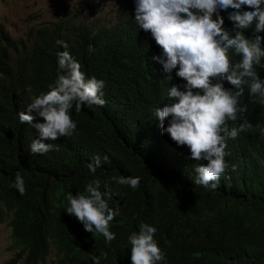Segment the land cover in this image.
Segmentation results:
<instances>
[{
	"label": "trees",
	"instance_id": "1",
	"mask_svg": "<svg viewBox=\"0 0 264 264\" xmlns=\"http://www.w3.org/2000/svg\"><path fill=\"white\" fill-rule=\"evenodd\" d=\"M121 2L112 25L89 26L66 16L32 27L26 39L0 30V222L10 219L14 252L7 264H48L52 254L57 264H95L93 255L100 264H131L128 238L140 224L157 229L154 239L165 257L158 264H264V100L244 86L239 99L247 111L228 126H247L226 140L229 168L215 190L196 185L195 166L207 161L189 159L188 146L162 133L155 116V109L168 103L167 90H184L187 82L176 76L178 68L168 81L169 74L153 60L163 49L135 22L137 0ZM252 10L243 6L219 14L231 30L229 15ZM257 23L244 34L251 38ZM57 41L68 44L87 77L105 82L107 103L84 106L79 113L73 105L76 130L50 141L54 151L34 154L30 144L39 133L21 124L18 114L27 113L32 99L63 74L57 54L65 49ZM256 70L264 80V68ZM224 86L232 88L227 81ZM42 122L38 116L34 121ZM96 156L102 166L92 174L87 164ZM17 172L24 195L14 186ZM121 175L140 177V185L133 189L111 179ZM96 179L101 191L110 185L109 207L119 211L109 224L116 237L110 243L66 211L68 194H87Z\"/></svg>",
	"mask_w": 264,
	"mask_h": 264
},
{
	"label": "clouds",
	"instance_id": "2",
	"mask_svg": "<svg viewBox=\"0 0 264 264\" xmlns=\"http://www.w3.org/2000/svg\"><path fill=\"white\" fill-rule=\"evenodd\" d=\"M243 6L253 10L242 15H229L233 27L226 29L224 17L219 12L229 8L239 11ZM254 20L258 21L255 34L249 38L244 30ZM135 22L140 30L150 32L163 49V55L154 56L153 60L169 74L168 81L172 79L173 70L178 68L176 76L187 82L183 85L184 90L181 86L170 87L166 106L155 109L162 133L169 134L179 146L187 145L191 152L189 159L207 161L195 166L194 183L215 190L220 177L229 168L227 138L235 139L246 130V124L228 126V121H237L239 114L247 111L246 105L240 106L239 99L244 86L249 88L251 95H259L264 100V80L256 70L264 68V36L260 35L264 32V0H137ZM57 43L65 49L57 54L63 74L49 91L32 99L27 113L21 111L18 114L21 124L28 123L39 133V138L30 144L34 154L54 151L56 145L50 141L69 136L76 130L77 123L70 114L73 105L79 113L84 106L103 107L107 103L103 91L105 82L87 77L81 64L67 50L68 44ZM233 53L240 57L239 61L233 62ZM224 81L232 88L226 89ZM27 91L32 90L29 87ZM33 112L42 118V123H34L37 116L32 115ZM165 120H168L167 127ZM101 166L99 156L87 164L92 174ZM111 179L133 189L140 185V177L121 175ZM14 186L24 195L25 182L19 172ZM103 187L105 190L101 191V181L96 179L87 186V194L73 196L69 193L70 206L66 211L75 215L86 231L102 234L110 243L116 237L109 230V224L119 211L109 207L108 201L113 198L110 185L105 183ZM156 232L155 227L140 224L139 231L129 236L131 264H158L164 260V253L154 239ZM106 256L104 253L103 258ZM92 259L95 264H100L101 258L93 255Z\"/></svg>",
	"mask_w": 264,
	"mask_h": 264
},
{
	"label": "rangeland",
	"instance_id": "3",
	"mask_svg": "<svg viewBox=\"0 0 264 264\" xmlns=\"http://www.w3.org/2000/svg\"><path fill=\"white\" fill-rule=\"evenodd\" d=\"M121 0H0V30L15 39H26L32 27L70 16L90 25H111L118 10L125 4ZM11 227L9 219L0 222V264H7L14 253L10 249ZM48 264H56L52 254Z\"/></svg>",
	"mask_w": 264,
	"mask_h": 264
}]
</instances>
